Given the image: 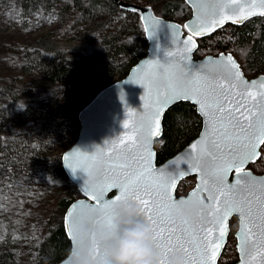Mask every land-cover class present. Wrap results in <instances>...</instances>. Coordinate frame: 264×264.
Instances as JSON below:
<instances>
[{"label": "trees", "instance_id": "obj_1", "mask_svg": "<svg viewBox=\"0 0 264 264\" xmlns=\"http://www.w3.org/2000/svg\"><path fill=\"white\" fill-rule=\"evenodd\" d=\"M124 1L149 6L156 15L181 24L190 17V8L184 0ZM15 3L23 21L39 11L45 14L55 11L58 27L40 38L39 47L23 51L19 77L0 79V187L44 181L70 183L60 158L77 139L80 128L77 113L103 88L125 77L145 56L147 41L143 27L136 11L120 8L115 0H15ZM104 24L111 26L101 32ZM87 25L94 28H84ZM45 39L53 42L50 47L44 45ZM197 42L195 59L227 52L236 58L243 73H264V17L250 19L240 26L227 24L197 38ZM70 54H74L72 60L68 58ZM35 74L60 89L44 108L19 104L29 90L24 81ZM9 123H25V129L5 138ZM162 125V138L154 143L158 164L197 136L201 119L194 106L178 102L166 110ZM260 153L250 169L264 174V158ZM259 163L260 170L256 171ZM192 184L190 178V187ZM77 195L76 188H67L58 199L57 209L46 220L42 238L33 246L34 256L29 264H56L68 254L70 242L62 217ZM231 224L218 264L223 254L228 257L223 264L237 261L236 248L230 246L231 242L235 245L233 230L237 224L236 221ZM0 264L22 263L11 250L1 247Z\"/></svg>", "mask_w": 264, "mask_h": 264}, {"label": "water", "instance_id": "obj_2", "mask_svg": "<svg viewBox=\"0 0 264 264\" xmlns=\"http://www.w3.org/2000/svg\"><path fill=\"white\" fill-rule=\"evenodd\" d=\"M115 1L120 8L127 11H136L138 13L143 27L144 37L147 41L146 54L129 69L125 77L103 88L77 113V120L80 125L77 139L70 147L63 151L60 161L65 175L68 180L74 184L80 197L74 200L63 214L62 224L66 237L70 242V250L68 254L56 264H70L69 253L73 247L82 241L91 240L89 235L84 231V227L85 225L94 224L85 214L89 212L90 208L98 206L99 203L94 196L86 192L83 187L84 181L87 179V174L80 170H77L76 173L73 174L71 170L66 167L65 161L63 160L65 155L74 158L77 149L81 152L91 154L94 151V146H96L97 148H102L106 160L111 157L112 161L119 162L120 159L126 158L127 163L131 165L128 171L135 170L138 173L147 164L157 173L161 170L165 172L169 170L175 173L177 168L185 171L189 168V164L184 163V161H191L193 157L197 155L199 147L203 146L206 135L212 138L213 134L209 132L208 118L202 115L200 105L195 102V97L178 99L165 104L160 108L159 114L155 116L150 129H140L141 120L145 117H152L153 114L156 113L159 107L158 101L168 95L171 87L176 83L167 73L158 72L156 68L150 66V61L165 63L169 60L173 65L185 66V73L193 72L192 75L188 77L187 86L194 90H198L202 87L201 81L195 79L196 76L214 77V80L210 81V83L217 93L220 91L218 85L221 84L224 85V89L228 92L229 96H232L234 99L237 98L235 95L236 93L243 92L246 95L248 92H251L252 97L246 98V104L253 112L257 113L260 111V106L264 104V96L261 95L264 93L263 74H259L253 78H247L236 58L230 53H220L216 56L206 55L199 59L194 58V53L198 48L197 38L210 35L227 24L240 26L250 19L264 17V15L261 14L264 13L262 0H236L232 8L224 10V14L228 15L230 18L225 19L222 24L219 23L221 18L220 9L219 5L215 3V0H184L186 5L190 8V17L183 24L156 15L149 6H143L124 0ZM228 2H230V0H228ZM214 7L216 14L215 17H212L211 13ZM206 17L216 19L217 23L215 25L209 23L202 34H194L197 24L200 23L202 18ZM154 20H158L160 23L153 33L152 24ZM233 20L237 22L234 23ZM185 25L188 27H185ZM150 36L152 37L150 38ZM189 38H191L192 43L186 45L185 41ZM188 49H190V51ZM169 52L173 54L171 57H167V53ZM228 57H231L236 68L232 72L231 78L225 79L223 76L224 68L231 67L227 64ZM236 72L240 75L241 79L239 81L235 78ZM149 74H154L155 82L151 84L150 87H142L139 81L145 80V83H147L145 78L148 77ZM130 80H136L138 83H127ZM232 84L238 85L234 91L231 89ZM121 90L124 93V103L121 102L119 96ZM206 91L208 90L206 89ZM211 94L212 93L208 91V95L211 96ZM178 102H187L195 107L201 119V128L197 136L174 156L160 165H157L154 143L156 140L162 138L164 113ZM125 104L131 108V112L134 114L131 117L128 115L129 109L125 108ZM226 107L230 108L231 106L226 105ZM125 123L128 124V128H124ZM129 137L132 139L130 140ZM215 138L219 139L218 136ZM120 140H123V144L119 143ZM133 141H135V143H133ZM113 142L116 144L115 148L113 147ZM198 142V149L194 151L191 146ZM125 145L128 147H125ZM262 145L263 144H260L257 148L259 155L248 161L243 168L244 172L250 174L244 177V179L255 181L253 190L256 192L257 196L260 195V187L264 185V174L256 175L248 166L258 161L261 155L260 150ZM208 147L211 151H215L211 149V145ZM203 159L207 161V163H201L200 167L211 169V155H206ZM188 176L195 179V184L183 198L187 199L189 194L195 191L197 185L201 183V172L199 170L189 171L184 177L178 179L175 187L171 189L170 194L174 199L182 198H176L175 191L179 182ZM236 177L237 173L234 170L231 171L228 174L227 183L229 185L233 184ZM101 179H103V177H101ZM208 179L209 184H211V176H209ZM144 182L151 183L148 178H145ZM120 195L121 192L119 188H109V190L104 193L103 200L114 201ZM215 195H219V193L217 192ZM208 196L209 191L204 190L199 192L198 196L193 198V201L203 200L204 203L208 204ZM218 204L221 209L224 208V197H220ZM258 208L259 205L254 203V216L257 215ZM232 218L237 219V229L234 233L237 261L232 264H242L244 261H247V264H264V255L260 254L259 249L252 250L255 259L247 256L245 252L242 251L241 237L243 235V222L239 213L235 212L225 218L221 225H205L213 228L212 236L209 237L213 242L219 238V227H223L226 233L223 238H219L221 247L216 252L214 258L212 250L209 249V264H218L228 240L230 230L229 222ZM258 223L259 220L257 219V224ZM259 232L260 230L258 227L253 228V233L255 234L254 239L257 242L260 240ZM172 252L182 254L184 257V253L181 251ZM172 252H169L168 255ZM96 255L99 258V253ZM167 257L164 260V264ZM197 260H199V256H197Z\"/></svg>", "mask_w": 264, "mask_h": 264}, {"label": "snow or ice", "instance_id": "obj_3", "mask_svg": "<svg viewBox=\"0 0 264 264\" xmlns=\"http://www.w3.org/2000/svg\"><path fill=\"white\" fill-rule=\"evenodd\" d=\"M215 3L219 5L221 16L219 23L222 24L225 19L230 18L224 14V10L232 8L236 0H230V2L215 0ZM262 5H264V0H262ZM215 14L214 7L211 16L215 17ZM261 14L264 15V13ZM233 22L237 21L233 20ZM159 23L158 20L153 21V33ZM209 23L215 25L217 20L202 18L197 24L194 34H202ZM185 27L188 26L185 25ZM191 43V38L185 41L186 45ZM188 50L190 51V49ZM172 55L171 52L167 53V57ZM149 64L158 72L167 73L176 83L171 87L169 94L158 101L159 107L156 113L152 117H145L141 120L140 129H150L152 121L165 104L178 99L195 97V102L200 105L202 115L208 118L209 132L213 135L212 138L206 135L203 146L199 147L197 155L191 161H184L189 164V168L186 171L177 168L175 173L169 170L167 172L161 170L157 173L147 164L138 173L135 170L128 171L131 165L127 163L126 158L120 159L119 162L112 161L111 157L106 160L102 148L96 146L91 154L77 149L74 158L65 155L63 160L73 174L77 170L87 174L83 187L99 202L98 206L90 208L89 212L85 214L94 225L101 229L96 235L90 237L95 253H99L100 245L108 238V233L111 231L110 222L118 214L120 203L131 199L136 202L143 217L152 225V238L154 246L160 252L161 264H164L168 253L172 251L183 252L185 264H209V249L212 250L214 258L221 247L219 238H223L226 233L223 227H219V238L213 242L209 238L212 236L213 228L205 225H221L223 220L234 212L239 213L243 222L242 251L253 259H255L252 254L254 249H259L260 254L264 255V185L260 187V195L257 196L253 190L255 181L245 180L244 177L250 174L243 171L244 165L259 155L258 146L264 144V104L260 106L258 113L253 112L246 104V98L252 97L251 92L246 95L243 92L236 93L237 98L234 99L229 96L224 85L221 84L218 85L220 91L217 93L210 83L214 77L208 76H196L195 79L201 81L202 87L194 90L187 86L188 77L193 72L185 73V66L173 65L169 60L165 63L150 61ZM227 64L231 67L224 68L223 76L225 79H230L236 65L231 57H228ZM235 78L237 81L241 79L238 72H236ZM145 79L147 83L145 80L139 81L142 87H150L155 82L154 74H149ZM127 83L137 84L138 82L130 80ZM237 86V84H232L231 89L234 91ZM206 89L212 93L211 96L208 95ZM261 95L264 96V93ZM119 96L121 102L124 103L122 90ZM226 105L231 107L228 108ZM125 108L129 109L130 117L134 115L126 104ZM124 128H128L127 123L124 124ZM216 136L219 139H216ZM129 139L132 138L129 137ZM119 143L123 144V140H120ZM198 145L199 142L191 147L195 151L198 149ZM209 145H211V149L215 150L214 152L209 149ZM113 147H116L115 142H113ZM125 147L128 146L125 145ZM206 155L212 157L211 169L200 167L201 163H207L203 159ZM197 170L201 172V183L197 185L195 191L189 194L187 199H182V203L190 204L199 192L208 190L207 208L201 211L200 219L193 222H176L167 215L175 201L170 191L175 187L178 179L184 177L189 171ZM233 170L237 173V177L234 183L229 185L227 183L228 174ZM209 176H211V184H209ZM145 178H148L151 183H145ZM109 188L120 189L121 195L114 201L103 200L104 193ZM217 192L219 195H215ZM220 197H224L223 209L218 204ZM254 203L259 205L255 216L253 215ZM257 219L259 220L258 224ZM256 227L260 230L258 242L254 239L255 234L253 233V228ZM197 256H199V260H197ZM242 264H247V261Z\"/></svg>", "mask_w": 264, "mask_h": 264}, {"label": "rangeland", "instance_id": "obj_4", "mask_svg": "<svg viewBox=\"0 0 264 264\" xmlns=\"http://www.w3.org/2000/svg\"><path fill=\"white\" fill-rule=\"evenodd\" d=\"M110 26V24H104L100 31L105 32ZM57 27L58 18L55 11L50 14L39 11L23 21L15 0L4 2L0 0V79L19 77L23 51L32 46L39 47L40 38ZM84 28L92 29L94 26L87 25ZM52 43L50 39H45L44 45L50 47ZM220 53L227 52L218 54ZM68 58L72 60L74 54L68 55ZM259 74L264 75L260 71L252 75L244 73L247 78H253ZM24 83L29 86V90L21 98L20 105L31 103L44 108L49 100L60 92L58 86L47 83L39 74H35ZM24 129L25 123H9L6 126L4 137L11 138ZM160 143L161 141L157 142L155 147ZM260 151L264 158V146ZM256 166V171H259L260 163ZM193 182L195 183V180ZM72 184V182L44 181L34 184L10 183L0 187V248L11 250L20 263L29 264L34 256L33 246L45 232L47 218L57 209V201L64 191L67 188H75ZM192 186L190 189L193 188ZM77 196L79 198L80 194L78 193ZM231 245L235 247L232 242ZM229 251H231L230 248ZM227 258L223 254L221 264L227 262Z\"/></svg>", "mask_w": 264, "mask_h": 264}, {"label": "clouds", "instance_id": "obj_5", "mask_svg": "<svg viewBox=\"0 0 264 264\" xmlns=\"http://www.w3.org/2000/svg\"><path fill=\"white\" fill-rule=\"evenodd\" d=\"M182 199L185 198L175 199L174 206L167 212L168 217L176 222L200 219L207 204L203 200L184 204ZM110 227L108 238L100 246L99 258L91 240L82 241L70 251V264H161L160 252L152 238V225L143 217L135 201L128 199L120 203ZM84 231L91 237L101 229L96 225H85ZM165 264H184V257L172 252Z\"/></svg>", "mask_w": 264, "mask_h": 264}, {"label": "flooded vegetation", "instance_id": "obj_6", "mask_svg": "<svg viewBox=\"0 0 264 264\" xmlns=\"http://www.w3.org/2000/svg\"><path fill=\"white\" fill-rule=\"evenodd\" d=\"M246 22V21H245ZM264 146V144L262 145V147ZM262 147H261V150H262ZM181 150V149H180ZM178 152V151H177ZM176 152V153H177ZM175 153V154H176ZM175 154H173L172 156H174ZM171 156V157H172ZM170 158V157H169ZM168 158V159H169ZM167 160V159H166ZM165 160V161H166ZM164 162V161H163ZM162 162V163H163ZM156 164L157 165H160L161 163H157L156 162ZM252 165V164H251ZM251 165H249L248 166V168L250 169V166ZM251 170V169H250ZM252 171V170H251ZM190 178H192V177H190V176H188V177H185V178H183L180 182H179V184H178V186H177V188H176V191H175V197L176 198H180V197H184V196H186L187 195V193H189V191H190ZM192 180H195L194 178H192ZM195 183L193 182V185H194ZM193 187V186H192ZM234 221H236V224H237V219L236 218H232L231 220H230V222H229V228H230V230H229V233H230V231L232 230V228H231V223H234ZM237 226V225H236ZM237 229V228H236ZM236 229L235 230H233L234 231V233H235V231H236ZM234 233H233V237H234ZM235 244H236V241H235Z\"/></svg>", "mask_w": 264, "mask_h": 264}]
</instances>
